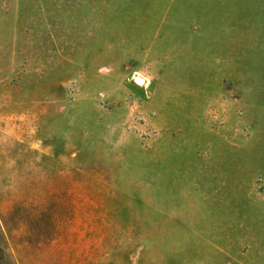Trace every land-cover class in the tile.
<instances>
[{
	"label": "rangeland",
	"instance_id": "obj_1",
	"mask_svg": "<svg viewBox=\"0 0 264 264\" xmlns=\"http://www.w3.org/2000/svg\"><path fill=\"white\" fill-rule=\"evenodd\" d=\"M0 264H264V0H0Z\"/></svg>",
	"mask_w": 264,
	"mask_h": 264
},
{
	"label": "water",
	"instance_id": "obj_2",
	"mask_svg": "<svg viewBox=\"0 0 264 264\" xmlns=\"http://www.w3.org/2000/svg\"><path fill=\"white\" fill-rule=\"evenodd\" d=\"M136 81L139 82V83L143 82V80L141 78H139V77H136Z\"/></svg>",
	"mask_w": 264,
	"mask_h": 264
}]
</instances>
